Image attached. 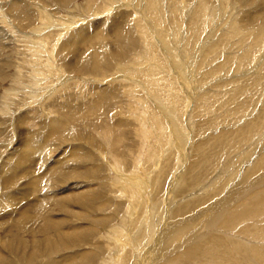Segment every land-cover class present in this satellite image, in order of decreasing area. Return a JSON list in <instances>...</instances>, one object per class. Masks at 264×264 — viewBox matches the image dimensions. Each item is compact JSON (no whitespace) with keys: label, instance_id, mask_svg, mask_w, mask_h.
I'll return each instance as SVG.
<instances>
[{"label":"rangeland","instance_id":"374dc122","mask_svg":"<svg viewBox=\"0 0 264 264\" xmlns=\"http://www.w3.org/2000/svg\"><path fill=\"white\" fill-rule=\"evenodd\" d=\"M0 12V264H264V0Z\"/></svg>","mask_w":264,"mask_h":264},{"label":"bare ground","instance_id":"6f19581e","mask_svg":"<svg viewBox=\"0 0 264 264\" xmlns=\"http://www.w3.org/2000/svg\"><path fill=\"white\" fill-rule=\"evenodd\" d=\"M0 20L1 21H4V22H6V17L0 12ZM7 23V22H6ZM5 25V24H4ZM0 30H2V29H0ZM3 31V30H2ZM7 33V31H5V34ZM7 35V34H6ZM3 36V35H2ZM0 38H1V33H0ZM3 38V37H2ZM8 38V37H7ZM4 40V39H3ZM6 48H7V46H6ZM98 62V61H97ZM192 72V71H191ZM255 183V182H254ZM253 187V186H252ZM262 195V193H260V196ZM263 195H264V193H263ZM264 197V196H263ZM84 198V197H83ZM264 199V198H263ZM262 200V199H261ZM263 201V200H262ZM258 201H256V203H257ZM220 203V202H219ZM227 203V202H226ZM223 204H225V203H223ZM232 204V203H231ZM248 205V204H247ZM214 206V205H213ZM221 206V205H220ZM165 208V207H164ZM244 209V208H243ZM209 210V209H208ZM226 210V209H225ZM187 211V210H186ZM231 211V210H230ZM229 211V212H230ZM212 212V211H211ZM222 212H224V211H222ZM222 212H220V210H219V212H217V213H219L217 216L215 215V217H213V221H212V225L214 224L213 222H215V223H220V218H221V214H222ZM228 212V211H227ZM238 212V211H237ZM246 212V211H245ZM22 213V212H21ZM20 212H19V215L21 214ZM214 213V212H213ZM248 213V212H247ZM201 214V213H200ZM199 214V215H200ZM211 214V213H210ZM210 214H209V216H210ZM228 214V213H227ZM27 215V214H26ZM214 215V214H213ZM229 216H230V214H228ZM227 215V216H228ZM242 215H244V214H242ZM241 215V216H242ZM20 216H23V215H20ZM204 216V215H203ZM208 216V215H207ZM208 216V217H209ZM258 216H259V214H258ZM202 217V216H201ZM22 218V217H21ZM25 218V217H24ZM204 218V217H203ZM190 219H193V218H190ZM196 219H197V217H196ZM233 219L234 218H232V216H231V219L229 218L228 220H226V222H228L227 223V225L231 222V221H233ZM262 219V218H261ZM20 220V219H19ZM26 220H27V218H26ZM168 221V220H167ZM200 221H203V219L202 220H200ZM207 221V220H206ZM222 221V220H221ZM224 221V220H223ZM237 221V220H236ZM240 221V220H239ZM257 221H259V220H257ZM181 222V221H180ZM238 222V221H237ZM170 223V222H169ZM211 223V222H210ZM232 223H234V222H232ZM185 224V223H184ZM172 225V224H171ZM209 225V224H208ZM215 225V224H214ZM214 225H213V227H214ZM229 225H231V223L229 224ZM184 226V225H183ZM182 226V227H183ZM168 227H170L169 225H168ZM174 227H175V225H174ZM174 227H172V228H174ZM199 227V226H198ZM212 227V226H211ZM233 227V226H232ZM196 228V227H195ZM166 229V228H165ZM176 229V228H175ZM212 229V228H211ZM169 230V229H168ZM229 230V229H228ZM234 232V231H233ZM172 233H174V232H172ZM201 233V232H200ZM168 232L166 231L165 232V237L167 238V237H169L168 236ZM65 235V234H64ZM170 235V234H169ZM227 235V234H226ZM163 237V236H162ZM163 246V245H162ZM211 246V245H210ZM216 246V245H215ZM264 247V246H263ZM173 250V249H172ZM257 250V249H256ZM255 250V251H256ZM254 251V252H255ZM263 251V250H262ZM216 252V251H215ZM253 252V253H254ZM261 253V252H260ZM259 253V251H258V254H260ZM182 255V254H181ZM257 255V254H256ZM262 254H260V255H258V256H261ZM156 256V255H155ZM83 257H84V254H78V255H74L73 257H70V259L68 260V262L66 263V264H69L70 262H75V261H77L78 259H80V258H82L83 259ZM145 258V257H144ZM263 258V257H262ZM146 259V258H145ZM175 259H177V257L175 258ZM155 259H153V261H154ZM67 261V260H66ZM70 261V262H69ZM144 261V260H143ZM159 261V260H158ZM140 262H142V260H140L139 258L136 260V262H135V264H142V263H140ZM155 262V261H154ZM144 263V262H143Z\"/></svg>","mask_w":264,"mask_h":264}]
</instances>
